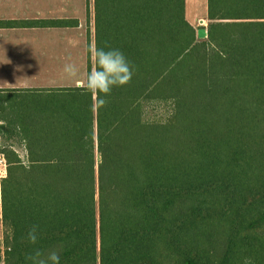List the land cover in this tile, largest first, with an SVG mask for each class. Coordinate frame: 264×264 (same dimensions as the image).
Listing matches in <instances>:
<instances>
[{"label":"trees","instance_id":"trees-1","mask_svg":"<svg viewBox=\"0 0 264 264\" xmlns=\"http://www.w3.org/2000/svg\"><path fill=\"white\" fill-rule=\"evenodd\" d=\"M94 6V44L134 75L99 110L85 83L0 89L41 95L0 106V264L34 247L61 264H264V0H207L203 39L185 0Z\"/></svg>","mask_w":264,"mask_h":264},{"label":"crops","instance_id":"crops-1","mask_svg":"<svg viewBox=\"0 0 264 264\" xmlns=\"http://www.w3.org/2000/svg\"><path fill=\"white\" fill-rule=\"evenodd\" d=\"M205 7L207 0H185L186 20L197 29L205 27L198 25L200 19L207 20ZM7 20H76L77 24L0 27V71L11 74L0 89L30 88L17 81L24 78L23 67L30 62L33 43H95L94 0H0V21ZM53 56L46 57L50 63L56 62Z\"/></svg>","mask_w":264,"mask_h":264},{"label":"rangeland","instance_id":"rangeland-1","mask_svg":"<svg viewBox=\"0 0 264 264\" xmlns=\"http://www.w3.org/2000/svg\"><path fill=\"white\" fill-rule=\"evenodd\" d=\"M201 2V1H199ZM203 3V1H202ZM207 8L205 7V14ZM206 16V15H205ZM207 26V20L205 24ZM87 44L88 43H33L30 50V62L24 64L22 74L24 76L18 84L30 88H51V87H68L77 84L78 80L85 83L87 77ZM93 44V43H91ZM51 57L54 54L55 63L48 61L47 55ZM66 63H75L79 69L78 76L72 77L64 71ZM11 78V74L3 73L0 71V84L6 82ZM78 83L77 85H82ZM39 94L36 92H9L7 94H0L1 105L8 106V109L24 108L34 101L40 99ZM161 110H148L152 117L163 118L166 107L159 108ZM163 111V116H162ZM3 125V123H1ZM2 139V138H1ZM4 141V139L2 140ZM23 156L24 153L20 151ZM3 155L0 154V181L6 175V161H2ZM1 186H0V236L3 234V226L1 219Z\"/></svg>","mask_w":264,"mask_h":264},{"label":"clouds","instance_id":"clouds-1","mask_svg":"<svg viewBox=\"0 0 264 264\" xmlns=\"http://www.w3.org/2000/svg\"><path fill=\"white\" fill-rule=\"evenodd\" d=\"M88 52L92 67L87 74L85 86L94 98L93 106L99 110L107 106V98L110 97L113 88L123 87L131 82L134 68L118 48L97 47L93 43L89 46ZM64 71L72 77H77L79 69L75 63H66ZM26 239L31 245L38 244L40 239L38 224L29 227ZM25 261L27 264H61V254L56 248L34 247L31 252L26 253Z\"/></svg>","mask_w":264,"mask_h":264},{"label":"water","instance_id":"water-1","mask_svg":"<svg viewBox=\"0 0 264 264\" xmlns=\"http://www.w3.org/2000/svg\"><path fill=\"white\" fill-rule=\"evenodd\" d=\"M197 36H198V38H201V39L207 37V30H206V28L205 27L198 28L197 29Z\"/></svg>","mask_w":264,"mask_h":264},{"label":"built area","instance_id":"built-area-1","mask_svg":"<svg viewBox=\"0 0 264 264\" xmlns=\"http://www.w3.org/2000/svg\"><path fill=\"white\" fill-rule=\"evenodd\" d=\"M205 24V21L203 20V19H200L199 21H198V25L199 26H203ZM2 161H3V163H4V158H2Z\"/></svg>","mask_w":264,"mask_h":264}]
</instances>
